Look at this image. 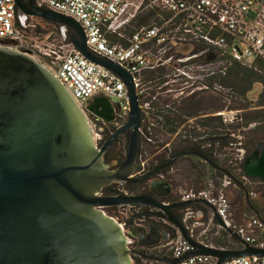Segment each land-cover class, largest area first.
<instances>
[{
  "label": "water",
  "instance_id": "water-1",
  "mask_svg": "<svg viewBox=\"0 0 264 264\" xmlns=\"http://www.w3.org/2000/svg\"><path fill=\"white\" fill-rule=\"evenodd\" d=\"M16 2L21 14L70 27L74 32L69 39L76 49L118 74L127 85L130 116L98 149L91 124L66 87L28 54L0 46V264H132L125 231L104 210L119 205L160 210L159 214L194 247L183 257L206 254L216 257V264H220L242 255L264 256V248L245 244L223 249L190 236L174 212L189 202L165 203L172 185L155 175L185 155L212 162L200 152L184 151L134 176L142 168L140 163L135 164L142 140V111L132 75L109 58L92 53L82 26L72 17L39 7L35 0ZM90 110L106 121L114 119L109 98H95ZM128 131L126 160L111 169L104 151L118 135ZM243 168L247 176L264 181V145L245 158ZM150 177L154 194L99 195L102 188L115 181L136 183ZM158 179L163 182L156 188L152 181ZM127 232L142 246L161 241L156 225L129 226ZM179 260L173 258L168 264Z\"/></svg>",
  "mask_w": 264,
  "mask_h": 264
},
{
  "label": "built area",
  "instance_id": "built-area-1",
  "mask_svg": "<svg viewBox=\"0 0 264 264\" xmlns=\"http://www.w3.org/2000/svg\"><path fill=\"white\" fill-rule=\"evenodd\" d=\"M35 4L75 19L82 26L92 53L109 58L132 75L142 111L139 127L142 168L134 176L144 174L150 167L143 157L147 154L142 149L144 141H156L152 127L159 97L150 91L145 77L159 69H164L167 76L188 75L185 68L193 61H200L199 69L210 76L217 72L226 74L228 63L232 62L254 69L264 66V0H35ZM148 6L156 11L154 20L126 34L125 30ZM28 17L19 13L16 0H0V46L24 52L49 70L87 117L94 139L100 133L99 119H104L90 110L97 97L111 101L114 119L108 122L117 129L125 125L130 116V101L124 80L111 69L87 58L70 41L62 40V44L57 45L50 42L49 36H44L43 29L30 32L26 24ZM205 57L208 60L204 62ZM169 146L170 143H158L156 155L165 148L171 153ZM158 177L164 180V173L160 172ZM250 178L245 173L236 178L225 175L219 185L210 182L206 187H190L180 198L164 202H200L212 209L221 229L237 235L242 247L248 244L264 248V205L258 210L236 211L230 196L232 189L244 186ZM113 183L109 194L101 191L99 195L142 194L137 188L131 191L132 186L127 181ZM113 207L126 215V220L117 221L124 231L140 214L139 206ZM177 210L184 211L181 221L194 240L214 246L195 239L193 226L196 223H191L192 218H196L194 209L180 206ZM127 238L132 243L133 240ZM171 244L172 259H180L176 264L217 263L216 257L206 254L183 257L194 247L179 230ZM220 264H264V256L242 255Z\"/></svg>",
  "mask_w": 264,
  "mask_h": 264
},
{
  "label": "rangeland",
  "instance_id": "rangeland-1",
  "mask_svg": "<svg viewBox=\"0 0 264 264\" xmlns=\"http://www.w3.org/2000/svg\"><path fill=\"white\" fill-rule=\"evenodd\" d=\"M150 8L151 7L148 6L142 9L140 15L146 14ZM26 24L30 32L43 29L44 36H49L50 42H53L57 45H61L62 40H66L65 42L70 41L69 37L72 34V32L69 30L70 27L61 23L58 25L52 21H48L40 17L30 16L28 17ZM135 26L136 25L134 24V27ZM134 27L129 26L125 30V33L130 34ZM206 60H208L207 57H205L204 62ZM193 62L188 63V66L185 68V70L188 72V75L181 74L179 78L183 79L180 81L186 83L184 80H190L194 81L195 84H198V82L202 81L203 79L206 81L205 83L207 88L205 89L206 92L204 94L205 116L222 117V121L229 126L227 131H229L231 137H233L232 143L220 148V161L229 169V171L232 172L233 175L239 177L245 173L243 169L245 158L250 156L256 150V148H262L264 145V105H260L261 93L264 91V84L257 82L245 94V96L239 95L233 89V87L229 86L230 84H225L222 82L219 85L220 82H215L213 79H210V75L204 74L205 72L201 71L198 66L200 61ZM211 67L214 68V66ZM161 70L162 69H159L158 72ZM262 72L264 73V68H262ZM150 75L151 74H149L148 77H145L144 81L147 82L150 91L159 97V102L156 104L158 105V111L154 115L155 125L152 127L153 136L156 141L151 143L144 141L142 149H144L143 152L146 150L147 154H144L143 157L147 158L148 165L152 167L157 164L158 160L169 157L171 154L169 153L168 148H165L161 151V153L156 155L155 146H157L158 143H161V145L170 143L169 149H171V152L180 146L186 145L189 143V138L187 135H189V133H194L196 129H201L198 121L199 119L203 118H197L196 108H193L192 110L188 109L190 112L194 111L196 113L195 116H190L188 118L183 116L185 114L184 107L187 106L188 108L190 106L191 101L188 99H190L192 94L191 91H189L188 94L187 92L181 94V91H178V89L175 91H169V87L166 82L172 75H164L162 77L149 79ZM193 101L194 100H192V102ZM196 101L198 100L195 99V102ZM173 114H176L178 119H175L177 117H174ZM167 115H169V117H173L177 123L180 122V126L176 132L170 133L168 131L165 117ZM225 118L227 120H225ZM171 127L172 126L170 125L169 128ZM190 139H192L194 142L197 141L195 138L190 137ZM206 163L207 162L204 159L202 160V158L197 155L185 156L179 159L172 168H169L166 172H164L163 179L166 182H170L172 185V193L165 199H178L182 196L183 191L190 187H206L209 186L210 182H213L215 185H219V176L212 173V171L206 166ZM192 164L198 166L199 168L201 167L202 169H205L202 174L203 176L198 183L193 180V177H187L189 174L187 169ZM155 176L158 177V174ZM145 187H148V183L145 184ZM230 196L233 207L236 209V211H239L241 207L247 206V196L249 201H251L255 206L263 207L264 181L257 178H250L246 187L243 186L236 188L235 190L232 189ZM190 208L194 209V213L196 215V218H192L191 221V223H196L195 226H193V234L195 239L208 242L206 238L211 239L212 237L220 234L210 233L215 229L217 231L221 229L218 226L211 208L204 204H200V206L191 205ZM147 209L157 212L155 208ZM198 209L201 210V212H198ZM104 210L109 216H112L118 222L126 220V215L122 213L117 207H111L109 208V211H107V208ZM132 211L135 210L132 209ZM139 211H141V209H139ZM175 213L180 219L185 216L184 211L181 210H177ZM142 224H158L163 226L168 231L164 237H169V239L166 241L163 240L164 238H162L160 243L153 246H142L139 245L137 239L131 236V234L126 230L125 234L133 240L132 243H130L129 240L127 244V247L131 251L135 252V254L132 252L130 253L132 264H140V262H142V264H166L157 257L158 255H165L169 253L172 254L171 241L177 238L178 229L172 223L163 218V216L151 214L144 215L142 213L136 216L135 220L131 221L126 228L128 229L129 226L145 227L142 226ZM142 251L146 254L156 255V257L152 259L143 258L139 254ZM138 257H142L140 258L141 261L139 263L137 262Z\"/></svg>",
  "mask_w": 264,
  "mask_h": 264
},
{
  "label": "trees",
  "instance_id": "trees-1",
  "mask_svg": "<svg viewBox=\"0 0 264 264\" xmlns=\"http://www.w3.org/2000/svg\"><path fill=\"white\" fill-rule=\"evenodd\" d=\"M155 14L156 11L153 8H150L146 14L144 15H138L136 17V19L132 22L131 26L134 27V24L136 25L134 28L142 25V24H147L149 22H151L152 20H154L155 18ZM55 24H60L57 22H53ZM138 24V25H137ZM133 28V29H134ZM69 30L73 33L74 31L69 28ZM262 68H264V66H261ZM258 68V69H254V68H248L245 66H242L241 64L237 63V62H232L231 64H229L227 66V70H226V74H215L212 75L210 77V79H213V81L215 82H220L219 84H221L222 82H224L225 84H230V87H233V89L239 94V95H243L245 96V94L253 87V85L257 82H261L264 84V73L262 72V68ZM166 74L165 70L162 69L160 72H153L151 73L149 79H154L156 77H162ZM190 102V106L187 108H185V114L183 115L184 117H190V116H195V112L192 111L190 112L189 110H192L193 106H192V100L193 98L191 97L190 99H188ZM188 101V103H189ZM187 103V102H186ZM260 105H264V91L261 93V101H260ZM189 109V110H188ZM179 111V110H177ZM179 113V112H178ZM174 117H177L175 119H178V116L175 114H173ZM166 117V121H167V129L170 133L176 132L178 127L180 126V122L177 123V121L173 118V117H169V115L165 116ZM202 118V117H200ZM172 120V121H171ZM199 126H200V130L196 129L194 131V133H189L188 138H189V143H187L184 146H180L179 148L174 150V153L170 154L169 157L166 158H161L160 160H158V164H161L164 161L169 160L173 155H175L176 153H180V152H184V151H197L200 152L204 155L207 156L208 160L212 162V164H216L221 166L222 168H224L226 171L220 170L215 168L212 164H209L206 160V166L208 167L209 170L212 171V173L216 174L217 176H219V181L221 182L223 177L225 175H229L232 176L234 178H236L237 176L233 175L231 171H229V169L221 163L219 155H220V148L227 146L228 144L233 142V137H231V134L228 130L229 126L226 125L223 121H222V117H215V116H205L203 119H199L198 121ZM172 126L171 128H169V126ZM191 138H195L197 141L194 142ZM218 137V138H217ZM218 145V147H217ZM185 156H190V155H185ZM185 156H181L179 158H177L175 160V162L168 167L167 169L162 170L161 172L164 173L166 172L169 168H172L173 165L181 158L185 157ZM203 160V158H202ZM244 169V168H243ZM205 169H202L201 167L199 168L196 165H191L189 166V168L187 169V172H189V174L187 175L188 178H192L193 180L198 183L201 180V177L203 176V171ZM247 184L244 185V187H246ZM243 187V186H242ZM264 203V201H263ZM200 202H196V203H189L187 205H184L186 207H190L191 205H197L200 206ZM258 208L255 206L251 201H249L248 196H247V206L246 207H241V209H245L248 211H252V210H258ZM146 215V214H144ZM218 223V222H217ZM210 233H220L219 235H216L214 237H212L211 239L206 238V240L208 241V244H213L214 246L218 247V248H223V249H237V248H241L242 247V242L241 240L230 234L227 230L225 229H220V230H213V232ZM140 256H142L143 258H147V259H152L155 258L156 255H150V254H146L145 252H140L139 253ZM142 257H138L137 258V262L139 263L141 261L140 258ZM159 259H161L163 262H165L166 264H168L171 259H172V254H165V255H158ZM140 264H142V262H140Z\"/></svg>",
  "mask_w": 264,
  "mask_h": 264
},
{
  "label": "flooded vegetation",
  "instance_id": "flooded-vegetation-1",
  "mask_svg": "<svg viewBox=\"0 0 264 264\" xmlns=\"http://www.w3.org/2000/svg\"><path fill=\"white\" fill-rule=\"evenodd\" d=\"M182 79L183 78L180 79L178 76H173V77L171 76L170 79L167 81V84L169 87L168 89L170 91H175L178 89V91H181V94L186 93V92L188 94V92L191 91V94H192L191 97L194 100L192 102V106H193L192 108L197 109V118H200V117L204 118L205 117L204 94L206 92L205 89L207 88L206 83H205L206 81L203 79L202 81H199L198 84H195L194 81H190V80H184V81H186V83L183 81H180ZM195 99H197L198 101L195 102ZM98 130L100 133L98 134L97 138H95V141H96L98 148H102L104 146L105 142L117 130V128H115V125L113 123L108 122V121L106 122L105 119L100 118ZM129 138H130V132L129 131L118 135L114 139L112 144L104 151L105 162L109 165V168H111V169L117 168L125 162L126 153L128 151V147H129ZM141 143H142V140H141ZM257 149L261 150L262 148L258 147V148H256V150ZM140 151H141V147L138 149L135 164H138V163L141 164L140 159H139ZM172 153H174V151H172L171 154ZM164 162H166V161H164ZM164 162H162V163H164ZM156 165H159V164L157 163ZM156 165H154L152 167L150 166L148 170L152 169ZM137 171H135V172H137ZM136 176H140V175H136ZM151 179H152L151 177L145 178V179H143L139 182H136V183H129L128 182V184L131 186L137 185V190L140 191L141 193L154 194V192L151 189V185L149 184V181H151ZM153 181H152V184H153ZM147 183H148V187L146 188L145 184H147ZM113 185H114V183H112V185L110 187L109 186L104 187L102 189L103 193L109 194V189L112 188ZM171 193H172V191H171ZM171 193L169 194V196L171 195ZM158 198L163 200L162 197H158ZM173 199H175V198H173ZM111 207H113V206L106 207L107 211H109V208H111ZM147 208H154V207L141 206L140 207V209H141L140 213L162 216V214H159L161 212L158 209L155 208L157 210V212H155V211L147 209ZM176 211H177V208L174 209V212H176ZM150 225H156L158 227L159 232H160V239H162L168 233V231L163 226H160L158 224H145V225L142 224V226H145L147 228ZM131 252L135 254L134 251L130 250V253Z\"/></svg>",
  "mask_w": 264,
  "mask_h": 264
},
{
  "label": "bare ground",
  "instance_id": "bare-ground-1",
  "mask_svg": "<svg viewBox=\"0 0 264 264\" xmlns=\"http://www.w3.org/2000/svg\"><path fill=\"white\" fill-rule=\"evenodd\" d=\"M162 180V179H161ZM163 181H160L159 179L158 180H154L153 181V184L154 186L157 188V185H159L160 183H162Z\"/></svg>",
  "mask_w": 264,
  "mask_h": 264
},
{
  "label": "crops",
  "instance_id": "crops-1",
  "mask_svg": "<svg viewBox=\"0 0 264 264\" xmlns=\"http://www.w3.org/2000/svg\"><path fill=\"white\" fill-rule=\"evenodd\" d=\"M164 238V237H163Z\"/></svg>",
  "mask_w": 264,
  "mask_h": 264
}]
</instances>
